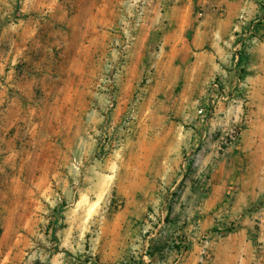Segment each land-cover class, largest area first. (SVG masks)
<instances>
[{
    "label": "rangeland",
    "instance_id": "rangeland-1",
    "mask_svg": "<svg viewBox=\"0 0 264 264\" xmlns=\"http://www.w3.org/2000/svg\"><path fill=\"white\" fill-rule=\"evenodd\" d=\"M113 1L95 10L102 23L82 25L81 40H71L69 19L83 0H0L1 84L12 87L23 40L48 44L56 54L83 52L82 136L73 129L72 144L55 147L54 164L39 170L48 182L31 201L37 209L23 230L29 244L21 255L28 264H52L59 256L66 264H182L189 257L205 264H264V130L255 126L256 119L264 121V97L254 91L256 80L264 82V27L260 42L248 47L239 64L235 61L239 42L260 16V0H234L243 4L237 17L234 8L230 12L198 0H165L154 10L151 0ZM196 39L207 50H228V57L219 58L223 71L197 94L182 86L170 91L156 86L157 59ZM37 48L45 54V47ZM241 69L250 85L244 106L253 128L250 147L239 146L220 159L215 147L208 157L201 152L203 143L184 146L183 163L174 171L183 183L165 186L158 157L168 145L151 132L165 126L167 115V127L191 137V144L198 133L215 146L220 126L242 111L234 88ZM215 78L225 80L229 99L222 105L234 115L218 113L207 127L196 125L191 116H200ZM179 96L193 105L178 106L173 100ZM184 181L196 183L191 187L203 201L182 200ZM202 205L208 210L203 217L217 210L218 217L194 241L190 215ZM178 240L188 247L179 251Z\"/></svg>",
    "mask_w": 264,
    "mask_h": 264
},
{
    "label": "crops",
    "instance_id": "crops-1",
    "mask_svg": "<svg viewBox=\"0 0 264 264\" xmlns=\"http://www.w3.org/2000/svg\"><path fill=\"white\" fill-rule=\"evenodd\" d=\"M113 2L112 0L111 6L114 5ZM109 3L110 0H83L77 4V8L80 11L83 9V13L79 11L69 19V25L73 28L71 40H81L82 25L102 23V17L97 16L95 10L109 8ZM198 3L226 8L230 12L234 8L235 17L241 14L243 8L240 1L234 0H198ZM162 4H165V0L150 1L153 10ZM115 5H118V0ZM150 23L156 24L154 20ZM227 38L224 36L223 40L230 42ZM38 46L46 48L45 54L39 53ZM17 55L20 65L16 72L12 71L11 78L15 76L13 88L0 83V264H28L21 255L29 244L23 230L29 225V218L34 217V208L37 209L31 201L39 199L48 182L45 177L47 173L40 175L39 170L47 169L50 162L54 164L55 147L63 150L65 145L72 144L73 138L77 137L73 132L76 128L80 133L78 138L81 139L83 129V52L76 49L56 54L49 51L48 44L38 45L35 41L29 42L26 39ZM226 57L228 50H207L205 42L196 39L193 45L184 50H173L168 57L162 54L157 59L153 79L156 86L163 89L170 91L182 86L184 92L192 89L197 94V90L205 91L212 78L223 71L219 58ZM254 91L264 97V82L256 80ZM173 101L180 107L193 105V101L190 102L184 96L176 97ZM222 104L216 114L230 113L228 118L234 115L235 110L232 112ZM191 119L196 125L205 121L197 114L191 116ZM164 120L165 126L160 130H153L151 136L163 138L161 143L168 145L166 150L159 153L158 159L164 170L161 182L169 187L183 183V178L175 177L174 171L183 163L184 146L203 143L201 152L210 157L214 154V140L210 142L204 139L206 135L196 133L191 144V137L184 138L183 132L167 127L171 123L167 115ZM211 120L212 117L207 119L205 127ZM256 122L255 126L264 130L263 119H256ZM251 131V125L244 130L240 149L247 150L250 147L248 138ZM210 136L212 138V134ZM186 181L184 183L188 187L182 200L188 199L193 204L203 201L204 197L191 187L196 183ZM203 206L196 207L190 215L194 218L190 226L194 241L217 221L219 211L203 217L208 211ZM212 207L213 204L210 209ZM194 244L196 247V242ZM199 263V257H189L182 261V264ZM52 264L66 263L59 256L53 259Z\"/></svg>",
    "mask_w": 264,
    "mask_h": 264
},
{
    "label": "built area",
    "instance_id": "built-area-1",
    "mask_svg": "<svg viewBox=\"0 0 264 264\" xmlns=\"http://www.w3.org/2000/svg\"><path fill=\"white\" fill-rule=\"evenodd\" d=\"M261 2V13L258 18L249 26L241 41L239 42L236 52L235 61L239 64L244 57L249 46L257 44L261 39V29L264 27V0ZM225 80L221 78H215L209 85V93L206 99V104L199 110L200 116L204 118V122L210 117H213L224 101H227L229 97L226 95ZM238 93V103L241 104L242 111L231 122L226 125L220 126L215 133V150L216 156L220 159L227 158L234 149H237L242 141L243 132L249 126L251 121L249 115L244 112V106L248 104L250 85L247 81L246 74L242 72V69L238 74L237 86H234ZM226 91V92H225ZM185 165L189 166L191 162L190 154L188 153L184 158Z\"/></svg>",
    "mask_w": 264,
    "mask_h": 264
},
{
    "label": "trees",
    "instance_id": "trees-1",
    "mask_svg": "<svg viewBox=\"0 0 264 264\" xmlns=\"http://www.w3.org/2000/svg\"><path fill=\"white\" fill-rule=\"evenodd\" d=\"M228 231H230V230H228ZM177 243H179V244H177ZM177 243H175L174 246H176L177 249H178L179 251H181V249L184 248V247H185V248L188 247L187 245H184V244H183V241H182V240H178ZM182 244H183V245H182Z\"/></svg>",
    "mask_w": 264,
    "mask_h": 264
}]
</instances>
